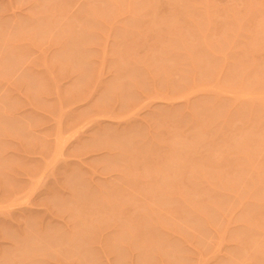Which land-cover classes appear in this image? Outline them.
<instances>
[{"label":"rangeland","instance_id":"rangeland-1","mask_svg":"<svg viewBox=\"0 0 264 264\" xmlns=\"http://www.w3.org/2000/svg\"><path fill=\"white\" fill-rule=\"evenodd\" d=\"M16 16L24 42L32 38L47 46L50 29L55 35L62 30L97 59L88 60L82 77L60 83L70 84L64 93L52 91L56 78L32 56L24 54L20 75L0 70V98L7 105L0 117L18 120L16 140H0V264H50V209L56 217L85 220L82 264H139L143 256L160 264L170 236L172 243L182 238V260H189L184 245L195 235L194 244L207 250L224 214L233 216L240 191L248 200L264 193L202 187L212 170L225 168L228 180L264 188V155L223 158L208 142L217 127L208 124L213 113L256 120L240 126L247 134L264 131V0H0V38L14 35ZM96 28L102 35L90 42ZM14 85L22 90L17 101L4 92ZM62 105L70 109L65 126H50V113L57 118ZM148 111L152 120L135 124ZM50 129L68 135L52 142ZM108 137L116 140L110 155L121 154L115 160L124 169L113 174L120 180L94 191L88 174L73 168L77 157H64L63 150L81 140L89 156ZM134 162L153 170L182 168L183 180L199 187L183 188L175 203L169 196L174 190L164 185L151 190V202L137 196L117 210L106 196L115 188L126 200L127 167ZM69 165L71 172L63 173ZM50 167L56 170L52 180L66 176L72 190L88 186L79 201L56 196L50 202ZM215 179L224 178L215 173ZM144 226L150 229L145 253ZM98 228L103 233L96 240ZM127 229L134 242L126 234L114 237ZM61 255L51 260H63Z\"/></svg>","mask_w":264,"mask_h":264},{"label":"crops","instance_id":"crops-1","mask_svg":"<svg viewBox=\"0 0 264 264\" xmlns=\"http://www.w3.org/2000/svg\"><path fill=\"white\" fill-rule=\"evenodd\" d=\"M14 22V35L9 37L0 38V70L5 69L8 71V75H20L22 70L23 61L25 59L24 54L27 57H33V61H39L41 64L40 68L46 71V75L53 76L56 78V84L53 86L52 91L55 93L66 92L70 84H60L67 78L78 76L82 77L86 74V65L88 60L97 59L94 54H88L85 50V43L81 41L72 42L70 37H66L62 30H59L57 34H52L50 29V43L46 44L37 42L36 40L30 38L25 40L20 33V23L15 17ZM50 12V20H51ZM63 15L59 16L57 19H62ZM78 20V16H76ZM78 33V32H77ZM102 35V31L95 32L91 34L90 42L97 40L98 36ZM74 44V52L70 51L71 45ZM91 44V43H90ZM4 88V92H9L14 96V100L17 101L18 93H22V90L17 86H11L10 89ZM55 102H50V106ZM70 109L62 105V111L59 116L54 117L50 113V126H54L55 123H60L65 126V120L68 119ZM7 113V105L4 103L2 98H0V114ZM150 111L145 112L143 116L138 117V122L135 124H140L141 120H152L150 116ZM221 113H213L212 118L208 120L209 125H216L213 133L208 134V142L211 150L216 153L213 155L221 156L227 158L230 156H263L264 155V131H255L254 134H247L243 132L245 127L240 128L241 125L249 123V120H225ZM217 117H216V116ZM219 115V116H218ZM224 115V114H223ZM214 116V117H213ZM0 117V140H16L17 133L16 124L18 120H2ZM49 120V119H48ZM59 120V122L51 121ZM256 125V120H251V123ZM58 125V124H57ZM114 126V124H112ZM261 126V124H260ZM68 134L63 133L60 136L50 129V141L63 140ZM81 139V138H79ZM80 143L76 145L73 150L66 151L63 150V155L71 156L73 153L80 164L73 166L74 169L88 174L91 179L89 182L90 188L97 191L106 184L107 186L112 184L113 181H118L120 178L114 177L113 174L124 169V166L116 163L118 157L122 155L119 154L117 157L111 156L110 153L114 151L116 146V140L112 137H108L102 140L100 147L95 148L94 153L88 156V151L83 149V141L79 140ZM51 142V143H52ZM66 146V145H65ZM64 146V147H65ZM78 147V149H76ZM52 151H50V156H52ZM88 156V159H84ZM139 155L136 154V157ZM63 173L71 172L70 165L63 166ZM148 166L135 163L127 167V172H129L127 180V192L126 200H124V195L122 192L115 188L110 190L106 196V202L115 205V209H119L124 203H134L140 197L143 199V204L151 202V198L156 197L151 195V190L161 189L166 187L171 191L169 194L170 198H174L175 203L177 198H182L183 188H198L196 182L184 181L183 180V170L182 168L174 170H161L160 167L152 169ZM55 168L50 167V202L54 197L70 200L79 201L80 198L85 194L86 189L80 188L72 190L67 187L66 176L63 180H52L51 176L54 173ZM212 179L204 182L202 186L207 189H238L245 190L246 188L254 189H264L263 185L255 184V186H248L247 181L228 180L227 175L230 171L225 168L220 171L212 170ZM215 173L218 177H223V180H216ZM153 174V175H152ZM110 177V178H109ZM33 185V182H32ZM137 196L139 198H137ZM250 197V196H249ZM236 204L231 212L225 213L223 218V228L219 231H214L212 237L214 243L207 247V250H203L194 243L197 240L195 235L191 236L189 244L184 245L186 251L190 252V259L183 261V241L182 238L174 237L173 243L167 241V246L164 250V261L160 264H264V193L256 192L255 196H251L248 200L247 196H243L240 191L238 197L235 198ZM225 204V195H224ZM129 205V204H128ZM175 215V214H174ZM175 219V218H174ZM85 220H75L70 216L67 217H56L50 209V264L55 261V264H82L83 256L86 247V229L84 228ZM102 220H100V226L102 227ZM230 222H233L232 224ZM99 226V224H98ZM128 226V224H127ZM131 230V229H130ZM129 229L126 232L121 231L114 234V237L126 234L128 237V242L132 238L134 242V236ZM175 230V229H174ZM150 229L144 226L142 237L143 243V253L148 250L150 243ZM102 228H98L92 234L96 237V240L102 236ZM176 234V232H175ZM111 234L110 236H112ZM177 235V234H176ZM178 243V244H177ZM129 244V243H128ZM207 252V254L205 253ZM61 253L63 260H51L52 254ZM142 262L139 264H151L143 256Z\"/></svg>","mask_w":264,"mask_h":264}]
</instances>
